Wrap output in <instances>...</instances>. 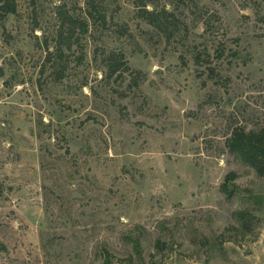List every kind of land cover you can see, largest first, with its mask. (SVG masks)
<instances>
[{"label":"rangeland","instance_id":"1","mask_svg":"<svg viewBox=\"0 0 264 264\" xmlns=\"http://www.w3.org/2000/svg\"><path fill=\"white\" fill-rule=\"evenodd\" d=\"M16 2L0 264H264V0Z\"/></svg>","mask_w":264,"mask_h":264},{"label":"trees","instance_id":"2","mask_svg":"<svg viewBox=\"0 0 264 264\" xmlns=\"http://www.w3.org/2000/svg\"><path fill=\"white\" fill-rule=\"evenodd\" d=\"M144 4L143 6H146ZM0 13L5 16L15 15L17 13L16 0H0ZM146 13L151 19L150 22L154 24L156 22L154 13ZM232 146L260 177H264V128L259 131L236 133L232 138Z\"/></svg>","mask_w":264,"mask_h":264}]
</instances>
